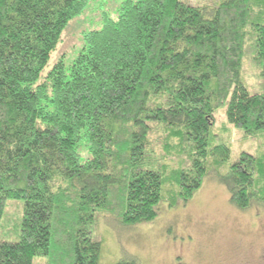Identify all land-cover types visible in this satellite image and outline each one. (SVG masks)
I'll use <instances>...</instances> for the list:
<instances>
[{"label": "trees", "instance_id": "1", "mask_svg": "<svg viewBox=\"0 0 264 264\" xmlns=\"http://www.w3.org/2000/svg\"><path fill=\"white\" fill-rule=\"evenodd\" d=\"M90 1L0 0V264H100L99 215L152 222L212 172L264 205V149L220 137L264 140V0H124L49 65Z\"/></svg>", "mask_w": 264, "mask_h": 264}, {"label": "rangeland", "instance_id": "2", "mask_svg": "<svg viewBox=\"0 0 264 264\" xmlns=\"http://www.w3.org/2000/svg\"><path fill=\"white\" fill-rule=\"evenodd\" d=\"M122 1L91 0L83 13L64 28L49 65L62 54L69 64L81 46L83 32L100 27L103 16H113ZM254 75L251 70L246 80L254 83ZM223 118V112L215 118L217 132L224 124ZM230 128L220 136L228 137L229 163L237 160L241 151L258 153L264 149L261 137H246L242 131ZM82 154L85 157L86 153ZM16 211L14 205L6 209L12 217ZM158 211L152 222L135 225H123L110 215H99L95 239L101 242L100 264L132 257L139 264H264V205L239 209L230 202L229 191L216 173L209 174L187 202L174 207L164 203ZM4 238L16 240L7 231Z\"/></svg>", "mask_w": 264, "mask_h": 264}]
</instances>
